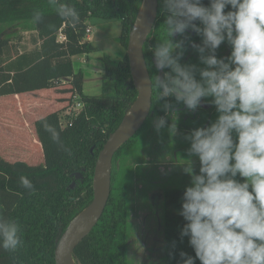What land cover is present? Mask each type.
<instances>
[{"label": "trees", "instance_id": "trees-1", "mask_svg": "<svg viewBox=\"0 0 264 264\" xmlns=\"http://www.w3.org/2000/svg\"><path fill=\"white\" fill-rule=\"evenodd\" d=\"M61 2L77 9L80 15L78 23L72 24L62 19L50 0H0V24L31 21L39 38L37 47L3 61L9 40L0 37V97H14L16 105L22 107L31 103L32 110H36L35 107L43 102L40 94L43 96L53 90L61 94L63 89L72 92L67 98V105H59L39 118H36V113L32 117L36 137L41 144L38 160L43 154V162L30 163L25 158L11 162L0 155V213L21 225L23 240L22 246L15 251L0 248V264H56L58 242L71 221L93 200V178L99 153L108 138L119 128L138 95L127 53L121 59L107 55L103 57L104 73L101 93L98 95L84 92L85 74L82 70L76 71L73 57L98 51L87 33L90 27L88 21L92 17L121 21L119 41L127 49L132 27L142 8L139 0ZM207 2L204 0V3ZM161 8L159 0L157 19L143 50L150 79L163 75L155 68L152 53L158 40L166 35ZM37 9L43 15L39 22H34L32 15ZM61 34L64 36L62 40L59 38ZM188 35L192 41L201 42L195 32L189 30ZM181 62L199 64L198 54L190 43L186 42ZM10 73L14 75L9 76ZM68 78L71 81L63 86L62 80ZM29 91H32V99L26 95ZM152 91L148 118L113 157L111 189L105 211L96 226L75 248L73 258L76 264H137L130 257L129 238L134 201L133 189L127 185H134L137 176H156V169L159 163H165L163 159L166 154L172 157L173 162L176 160L180 143H173L175 134L170 133L167 127L159 132L153 127L154 120L165 115L162 107L165 100L173 104L176 127L187 126L191 116L182 103H176L172 97L157 100L155 90ZM20 94L22 96L16 98ZM59 94L53 98L61 97ZM75 94L78 99L74 103ZM77 101L82 102V108L78 112L65 114L64 108L75 105ZM166 118L170 125L173 114L169 113ZM44 121L59 130L70 152L60 150L51 141L50 134L43 129ZM163 149L166 153H160ZM153 153L157 157L153 158L149 167L142 169V166L147 165L144 156ZM77 172H82V179L76 178ZM21 175L32 181L34 190L28 191L21 186ZM74 180L76 185L72 188ZM184 190L185 187H171L163 194L162 221L166 242L163 264H178L181 251L195 256L188 237L182 239L180 235L185 224L179 214ZM196 264H200L198 259Z\"/></svg>", "mask_w": 264, "mask_h": 264}, {"label": "clouds", "instance_id": "clouds-1", "mask_svg": "<svg viewBox=\"0 0 264 264\" xmlns=\"http://www.w3.org/2000/svg\"><path fill=\"white\" fill-rule=\"evenodd\" d=\"M56 13L79 22L77 9L50 0ZM143 6L144 0H139ZM166 35L152 49L155 68L163 75L149 81L157 100L172 97L189 112L214 106L216 118L185 134L190 142L184 171L190 177L179 214L185 224L181 238L195 256L180 252L178 264H264V0H160ZM42 12L34 10L39 22ZM189 30L200 37L191 40ZM179 37V39H175ZM186 42L198 54L199 64L182 63ZM230 54L218 57L221 44ZM164 116L154 120L159 132L175 134L173 104H163ZM173 114L169 125L167 116ZM43 129L60 150L70 152L60 132L47 121ZM199 161L198 172L192 158ZM21 186L34 190L20 176ZM22 228L0 213V248L22 246Z\"/></svg>", "mask_w": 264, "mask_h": 264}, {"label": "rangeland", "instance_id": "rangeland-1", "mask_svg": "<svg viewBox=\"0 0 264 264\" xmlns=\"http://www.w3.org/2000/svg\"><path fill=\"white\" fill-rule=\"evenodd\" d=\"M88 24L92 29L89 35L92 38V42L98 47V51L92 52L88 56L86 54L76 55L73 58V62L76 71L82 70L85 74V93L98 95L101 93L104 73L103 57L107 55L114 59H121L127 53V49H124L119 41V36L122 32L121 21L92 17L89 19ZM0 37L9 40V45L5 48L3 61L39 45L38 34L34 29V23L31 21H13L11 23L0 24ZM229 54L230 47L226 43L221 44L217 50V56L225 57ZM69 81H71L70 78L63 79L62 85L67 86V82ZM63 90H61V94L55 90L48 91V94L45 93L43 96L40 94L39 97L43 100V105L41 104L35 107L36 110H32L31 103L28 106L22 107L16 105L17 101L13 102L14 97L10 96L9 99L0 97L1 156L11 162H15L19 158H25L30 163L43 162V154L41 159L38 160L40 158L38 152L41 144L37 140L32 117L36 113V118H39L46 114L47 111L56 109L59 105H67V98L71 96L72 92ZM31 92L26 93L29 99H32ZM55 94H59L65 98H53ZM18 96L16 98H20L22 95L20 94ZM77 99L78 96L75 94L74 103ZM48 104L49 107H47ZM202 104H204L203 109L199 107L195 112L189 113L191 116L187 126L180 125L176 127L177 130L172 140L173 143L180 144L175 162H173L169 154H166V158L163 159V161H166L165 163H159L156 169V176H152V174L150 176H137V181L134 185H127L133 189L132 201H134L132 209V230L129 238L130 257L137 264H145L147 262L163 264L166 247L162 221L163 194L167 188L186 187L190 183V177L184 171V161L189 159L187 149L190 147V142L185 139V134L198 126H206L217 116L213 105L204 101H202ZM51 105L52 108H50ZM74 107L73 104L67 106L64 108V113L78 112L77 109L74 110ZM152 125L153 123L150 124V126ZM181 142H183V146H181ZM178 144H175V146H178ZM160 153L166 152L164 150ZM144 157L147 165L142 166V169H145V166L146 168L149 167L150 162L157 156L153 153L146 154ZM192 164L194 170L198 172L200 166L198 159L193 157ZM74 182L76 185V180L72 184Z\"/></svg>", "mask_w": 264, "mask_h": 264}, {"label": "water", "instance_id": "water-1", "mask_svg": "<svg viewBox=\"0 0 264 264\" xmlns=\"http://www.w3.org/2000/svg\"><path fill=\"white\" fill-rule=\"evenodd\" d=\"M158 6L159 0H144L140 13L132 27L127 48V55L131 68V75L138 92L137 99L124 116L119 128L108 138L107 142L99 153L93 178L94 197L91 204L86 208H91V215L80 228L72 232H70V230L74 220H76L86 209L71 221L67 231L58 242L56 248V264H69L70 261L76 264L73 258V252L75 248L83 240V238L87 236L88 233H90V231L96 226L105 211L111 189V165L113 157L116 152L138 132V130L143 126L150 114L153 91L150 90L149 81L151 79L144 58L143 50L148 35L152 31L157 19ZM145 7H147V14L141 29L136 34V25ZM142 65L145 67L147 80L144 75ZM137 102L140 106L137 117L128 128L119 132L120 127L122 126L127 114L131 111V109ZM106 170H108L109 172V184L107 190H105L104 184V176ZM75 176L77 179L83 178L82 172L75 173ZM71 187H75V182Z\"/></svg>", "mask_w": 264, "mask_h": 264}, {"label": "bare ground", "instance_id": "bare-ground-1", "mask_svg": "<svg viewBox=\"0 0 264 264\" xmlns=\"http://www.w3.org/2000/svg\"><path fill=\"white\" fill-rule=\"evenodd\" d=\"M147 14V7L144 8V11L142 12V14L140 15L137 25H136V34L139 32V30L141 29L145 17ZM143 68V72L144 75L146 77L147 80V75L145 72V67L142 65ZM139 109L140 106L138 104V102L134 105V107L131 109V111L127 114L122 126L120 127L119 132L125 130L126 128H128L132 122L135 120V118L137 117L138 113H139ZM104 184H105V190H107L108 188V184H109V172L108 170H106L105 176H104ZM91 215V208L86 209L84 212H82V214L76 219L74 220L72 226H71V230L70 232L80 228L85 222L86 220L89 218V216ZM69 264H74L72 261H70Z\"/></svg>", "mask_w": 264, "mask_h": 264}, {"label": "built area", "instance_id": "built-area-1", "mask_svg": "<svg viewBox=\"0 0 264 264\" xmlns=\"http://www.w3.org/2000/svg\"><path fill=\"white\" fill-rule=\"evenodd\" d=\"M91 32V27H88L87 28V33H90ZM61 40L64 39V36L61 34L60 37H59ZM74 110H80L83 106L82 102L81 101H77L76 104L74 105Z\"/></svg>", "mask_w": 264, "mask_h": 264}, {"label": "crops", "instance_id": "crops-1", "mask_svg": "<svg viewBox=\"0 0 264 264\" xmlns=\"http://www.w3.org/2000/svg\"><path fill=\"white\" fill-rule=\"evenodd\" d=\"M91 31H92V29H91ZM88 38L92 41V38L90 37V35H88ZM94 43V42H93ZM87 56L89 55V54H86ZM74 58V57H73ZM14 75V73H10L9 74V76H13ZM85 84V83H84ZM85 92V91H84ZM87 94V93H86ZM10 97V96H9ZM9 97H6V98H8L9 99ZM13 102H15V99L13 98Z\"/></svg>", "mask_w": 264, "mask_h": 264}]
</instances>
